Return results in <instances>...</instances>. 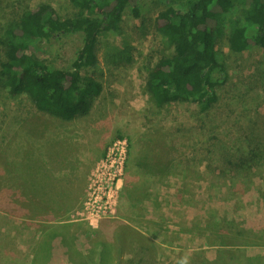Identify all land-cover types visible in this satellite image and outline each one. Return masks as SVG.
I'll return each mask as SVG.
<instances>
[{"label":"rangeland","instance_id":"obj_1","mask_svg":"<svg viewBox=\"0 0 264 264\" xmlns=\"http://www.w3.org/2000/svg\"><path fill=\"white\" fill-rule=\"evenodd\" d=\"M136 2L141 16L127 8L118 31L100 34L97 63L82 69L102 84L88 114L62 121L39 111L25 95L10 97L0 86V146L6 157L25 161L33 151L54 189L71 194L61 195L62 207L53 215L22 217L0 208V264H209L221 248L210 229L232 234L241 227L264 229V50L233 52L221 40L227 71L216 102L207 110L184 101L159 109L149 100L146 78L149 68L172 52L156 29L167 0ZM39 3L51 4L61 17L77 12L69 0H0V22L14 6L35 9ZM80 42L79 32L59 34L43 43L40 56L70 69ZM155 132L167 133L163 156L169 168L162 174L139 161ZM122 146L121 186L96 202L112 154ZM102 219L126 222L153 240L156 251H119L114 239L107 250L97 239L112 228L108 223L100 231ZM78 223L99 231L92 237L75 232ZM58 224H69L65 234L49 236L60 230ZM242 248L244 256L264 264V245Z\"/></svg>","mask_w":264,"mask_h":264},{"label":"trees","instance_id":"obj_2","mask_svg":"<svg viewBox=\"0 0 264 264\" xmlns=\"http://www.w3.org/2000/svg\"><path fill=\"white\" fill-rule=\"evenodd\" d=\"M69 2L77 12L62 17L49 3H39L35 9L13 8L10 4L8 7L13 8L10 16L0 22V86L10 97L25 95L39 111L62 121L88 114L94 99L102 91L101 82L82 73L83 68L98 61L96 47L100 34L118 31L127 8L133 16H141V7L136 0ZM156 29L172 47V52L160 57L148 70L146 90L149 100L159 109L172 102L184 101L197 103L202 110H207L216 102L217 87L226 77L220 41L226 40L233 52L240 53L254 46L264 50V0H167L156 16ZM68 32L81 34L70 69L48 64L40 56L43 43ZM149 137L139 161L148 170L162 174L169 168L163 156L167 133L155 132ZM35 156L38 157L30 151L24 155L25 161L14 163L0 146V171H3L0 173V208L6 212L22 217L53 215L62 207L61 195H71L68 191L62 194L54 189L49 172L39 166L42 158ZM4 179H11L12 183L8 184ZM11 185L14 188L3 189ZM132 192L139 193L137 190ZM3 203L7 206L2 207ZM108 223L112 228L108 230L110 234L97 239L105 241L107 250H112L111 239H114L119 251L126 247L156 251L153 240L121 220L102 219L100 231ZM68 226L58 224L60 230L52 231L49 236L64 235ZM73 227L75 232L88 233L89 237L99 231L84 228L80 223ZM210 232L219 237L221 248L209 264H230L239 257V264H255L256 257L244 256L242 247L264 245V229L256 231L241 227L235 234L220 229H210ZM239 238L242 242L237 241Z\"/></svg>","mask_w":264,"mask_h":264},{"label":"built area","instance_id":"obj_3","mask_svg":"<svg viewBox=\"0 0 264 264\" xmlns=\"http://www.w3.org/2000/svg\"><path fill=\"white\" fill-rule=\"evenodd\" d=\"M123 144L126 142L123 140ZM124 147L122 146L121 149H119V152H113V156L111 157V164H110V171L108 172V178L104 182L105 184L102 186V182H100V186L98 187L99 191L102 192L101 196H96L95 201H102L104 197L110 198V192L113 188H119L121 186V181H122V175H123V158L122 154L125 153ZM94 192H96L94 190ZM108 201V200H107ZM104 207H106L104 205ZM98 208H101V206H98ZM92 225L93 222H91Z\"/></svg>","mask_w":264,"mask_h":264}]
</instances>
